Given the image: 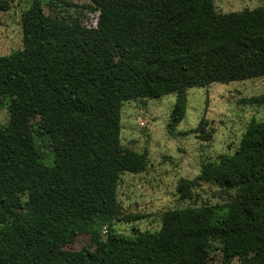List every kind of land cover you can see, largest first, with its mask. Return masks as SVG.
<instances>
[{
  "label": "trees",
  "instance_id": "1",
  "mask_svg": "<svg viewBox=\"0 0 264 264\" xmlns=\"http://www.w3.org/2000/svg\"><path fill=\"white\" fill-rule=\"evenodd\" d=\"M94 25L54 18L42 0L20 15L22 48L0 55V264H264V119H250L232 153L206 159L198 180L227 197L164 210L156 231L115 233L121 173L146 167L120 142L127 100L264 76V5L219 11L214 0H92ZM89 6V5H88ZM125 36H134L119 52ZM244 100L263 103L264 93ZM136 215L124 216L135 219ZM105 224L101 237L98 226ZM78 233L90 242L67 248ZM215 243L219 244V248Z\"/></svg>",
  "mask_w": 264,
  "mask_h": 264
},
{
  "label": "rangeland",
  "instance_id": "2",
  "mask_svg": "<svg viewBox=\"0 0 264 264\" xmlns=\"http://www.w3.org/2000/svg\"><path fill=\"white\" fill-rule=\"evenodd\" d=\"M214 1L223 12L264 5V0ZM29 2L0 0V55L22 48L20 15ZM42 5L51 17L85 25H94L98 14L92 0H42ZM133 38L122 39L115 59ZM261 93L264 76L190 87L185 90V114L175 125L169 122L176 93L124 101L120 142L125 148L144 152L146 167L138 173H121L116 191L119 217L111 223L112 230L127 236H134L136 229L156 231L162 212L169 208L207 204L216 215L222 213L227 197L215 184L196 181L188 198L179 196L178 185L182 178L194 179L206 159L232 153L250 119H264V102L244 100ZM8 100L7 95H0V123L8 120ZM127 215L138 217L126 220ZM98 228L104 238L107 227L100 224ZM89 242L88 233H78L66 247L79 249ZM211 254L210 262L218 263L219 250L213 247Z\"/></svg>",
  "mask_w": 264,
  "mask_h": 264
}]
</instances>
